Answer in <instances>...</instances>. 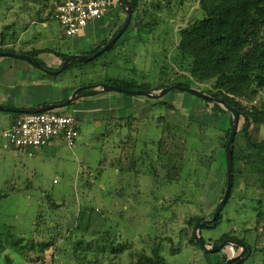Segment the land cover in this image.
Segmentation results:
<instances>
[{
  "label": "rangeland",
  "instance_id": "1",
  "mask_svg": "<svg viewBox=\"0 0 264 264\" xmlns=\"http://www.w3.org/2000/svg\"><path fill=\"white\" fill-rule=\"evenodd\" d=\"M200 1L142 0L131 25L120 38L115 49L105 52L91 63L84 62L85 64L66 69L59 75H48L32 64L12 57H0V72L4 70L2 66L5 67L2 63L28 65L31 68L30 75H33L32 80L26 84L27 86H19L20 90L18 89L17 94L21 100L23 98V101L31 95H36L35 104L37 105L45 103L49 97L57 95L59 98L60 95H65L67 88L72 87L77 89L93 86L94 90L101 93L103 91L99 89V84L105 80H120L129 84L146 86L154 92H159L160 83H175L179 76L186 73L179 63L177 46L181 32L193 25L195 21L203 19L204 12ZM51 11L52 0H0V49L12 48L16 53H35L36 50L43 49H52L56 54L63 55H74L75 52L89 53L98 44L117 33L127 18L126 11L117 6L105 24L94 28L92 40L83 39L80 41L81 46L74 48L73 40H64L58 24L50 20ZM43 23H47V28L43 27ZM39 60L52 67V70H59L63 64L62 59L55 54H41ZM48 83L51 87L45 86ZM38 84H42L41 87H38ZM191 86L203 93L212 89L210 83H193ZM254 89L258 92L254 99L246 97L240 99L242 106L250 112L255 108L264 110V90H259L257 87ZM112 93L120 94L128 100L146 99L119 92ZM162 100L173 104L176 108V111L170 110L168 113L171 124L181 126L183 129L187 128L190 122L194 125L203 124L201 128H198L199 134L201 131L199 142L203 144L202 153L207 152L208 156H213L215 153L219 156L221 146L218 139L224 138L229 125H232L231 114L220 115L212 104L207 105L183 91L168 93ZM147 102L144 108L153 112L155 117L166 115L167 109L164 108V104L151 107L150 102L153 101ZM7 107L11 108V106ZM70 108L71 106L57 112L65 113ZM132 111L129 109L128 117L122 124L120 121L105 125L102 122L101 126H96L94 122L93 124L79 122L80 138L77 145L74 148L64 144L56 146L55 148L60 150L58 155L54 149L48 148L44 157L33 159L19 155L15 159L13 152L15 149L8 145L4 137H0V194L2 195L0 230L10 231L11 229L15 232L16 227L21 233L31 234L33 231L36 242H47L51 245V248L41 255L28 250L14 253L13 248H8V244L7 253L15 260V264H84V258H90V254L93 253L106 254L109 259L104 261V264H108L113 257L112 248L116 244H127L128 249L122 253L121 264H131L136 262L142 254L152 256L151 251L156 241L165 240V238H172L174 241L173 244L164 242L163 255L169 264H207V259L219 256L216 253L206 254L201 248L189 243L194 236V227L189 226L188 221L196 216L212 218L216 204L222 199L226 189V170L222 165L219 167V163L213 162L206 177L201 173L199 182L203 184L204 180V186L189 185V182L184 179L185 173L180 182L177 180L179 183L167 187L158 186L151 178L133 172L124 174L118 186L115 171L104 169L106 164L110 163L109 158L112 161L122 158V161L132 168L136 165V158H132L133 147L127 144L121 150L122 145L119 146L121 138L115 131L121 128L122 134H128L127 138L131 135L135 139H143L144 130L149 128L150 121L147 120L145 125L139 126L138 121L135 122L133 118ZM206 113L209 117H205ZM99 116H105V114H99ZM138 118L140 119L141 116ZM240 123L243 128L244 116H241ZM93 130L96 131V135L90 134ZM158 130L156 128L150 130L152 139H160L162 134ZM250 132L256 137L257 142L264 141V126H260L259 129L251 126ZM103 134L106 135L101 138ZM128 143H131L130 140ZM241 144H245L244 139ZM110 148H112L111 153ZM123 152L124 157L120 155ZM102 160L105 163L100 165ZM20 164L22 166L19 168ZM262 164H264V157ZM99 174L104 177V181ZM90 181L93 184L91 188H88L87 184ZM27 186L29 190H26ZM260 187L256 198L260 196V193L262 194L260 206H262L263 215L258 225L256 215L251 214V209L258 204L257 201L238 202L244 192V185L239 181L235 200L229 202L230 204L223 210L224 221L216 229H203L201 234L204 240L218 241L221 235L232 230V225L229 228L227 220L230 219L228 218L230 211H234L233 207L235 208V214L232 216L233 223H235L237 212L242 218V223L239 225L240 229H237L240 233L236 236L231 235L232 238L241 240L245 235H250L252 239H257V232L245 231L255 224L258 226L259 235L264 236V185ZM14 189L15 193L10 194ZM17 189L21 191L25 189V194L18 193ZM5 194L9 197H5ZM43 194L50 195L60 202L65 199L67 202L64 209L60 212L56 211L57 213L50 212L49 207L53 203ZM158 198H160L159 201L164 200L166 210L157 208ZM90 207L100 211L105 210L109 218L108 234L103 243V249H97L92 239L85 237L82 231L85 228ZM77 216H83L82 222L78 224L79 227L81 226L79 228L81 231L74 236V244L71 247L61 241L63 236H68L71 231L76 230ZM155 216L159 219L157 220ZM43 217L46 221L41 226L38 220ZM183 233L188 238L180 242ZM252 239L249 240L250 245H253L252 256L244 263L237 262V264H264V243L256 246L257 241ZM130 250L135 258L131 259L128 255ZM176 252L178 254H175ZM93 257L94 255L91 256ZM36 258L39 260L36 261Z\"/></svg>",
  "mask_w": 264,
  "mask_h": 264
},
{
  "label": "trees",
  "instance_id": "2",
  "mask_svg": "<svg viewBox=\"0 0 264 264\" xmlns=\"http://www.w3.org/2000/svg\"><path fill=\"white\" fill-rule=\"evenodd\" d=\"M141 1L142 0H131L134 14L137 13ZM200 6L204 12L203 19L195 21L193 25L181 32L180 42L177 46L179 63L186 73L179 76L175 83H160L158 89L162 90L175 85L193 88L191 86L193 83H210L212 89L206 92V94L224 101L238 110L241 116H244L245 123L243 128H241V123H239L238 132L233 144L234 181L231 194L225 207L230 204L229 202L235 200L236 188L240 181L244 185V192H242L238 202L245 203L257 201L258 204L251 209V214L253 215L254 213L256 215L255 218L258 225L263 215L262 206H260L262 194L260 193L258 198H256V196L257 190L261 189L260 186L264 185V164H262L264 157V141L257 142L256 137L252 135L250 129L251 126H254V129H259L260 126H264V110L255 108L252 112L247 111L242 106L240 99L245 97L251 100L254 99L258 93L254 89L255 87L259 88V90H264V0H201ZM54 13L55 0H53L50 20H54ZM123 24L120 26L119 30L122 28ZM117 33H115L110 39L98 44L93 51L84 54L89 55L100 50L103 46L107 45ZM66 39L70 38L64 37V40ZM115 47L116 46L111 50L115 49ZM0 52L16 53L12 48H3L0 49ZM44 53L55 54L62 59V63L65 61L66 57L69 56L68 54H56L52 49L36 50L35 53L19 52L17 54L29 55L45 68L52 70L46 63L39 60V55ZM83 64L85 63L72 62L67 69ZM102 83L107 85H117L130 90H151L146 86L132 83L129 84L120 80H105ZM92 87L93 86H87V89L82 92V95L86 97L97 95L99 92ZM190 95L197 98L192 94ZM163 98L159 100H150L154 102L151 107L164 104V108L167 109V116L161 115L158 117L154 116V118H148L150 124H158L161 131L160 133L162 134L160 139L155 140L152 138H143L140 140L139 138H136L132 140V143H126V145L133 144L132 147L134 153L132 158H137L136 153L141 145L140 142L142 143L143 148L141 150L139 148L140 152H138L139 154L136 163L139 160L148 162V174L158 179L160 186L179 183L184 173L186 175L184 176V179L189 182L191 186H204V180L202 181L203 184L199 182L201 173L206 177L213 162L219 163V167L221 165L224 167L226 170L225 176L228 179L226 148L232 125H229L225 137L218 139V143L221 146V153L219 156L215 153H213V156H208L207 152L202 153L203 144H200L199 142L201 131L199 134L198 128H201L203 124L194 125L190 122L185 129L176 124H171L169 122L168 113L170 110L176 111V108L173 104L163 102ZM197 99L202 100L207 105L212 104L214 109L218 110L220 115H230V113L217 103L209 102L200 98ZM13 114L15 115V119L22 115L16 113ZM205 117H209L207 113L205 114ZM152 120H154V122ZM192 136H198L199 138L192 139ZM130 138L131 137L129 136L128 139ZM242 139L245 140V144H241ZM177 140L179 141L176 142ZM190 144H193V146H190ZM110 165L115 170H118L120 175L130 172L132 169V167L127 166L121 158L113 159ZM177 180H179V182H177ZM92 184L93 182L90 181V183L87 184L89 185L88 188H91ZM25 188L26 190H29V186ZM17 192L25 194V189L22 191L18 190ZM14 193L15 189L10 192V194ZM4 196L9 197L7 194ZM1 197L2 195L0 194V198ZM44 197H47L49 201H52L53 204L50 205L49 208L50 212L53 211V213L56 211L60 212L61 209H64L63 207L67 202L65 199L61 202L56 201L50 195H44ZM219 202L220 200L216 204V207ZM161 205L156 203L158 209L162 208L166 210L165 205ZM88 209L89 212L86 218L85 228L82 229L83 234L85 237L92 239L97 249H103V243H105L104 241L108 234V215L105 210L100 211L95 207H90ZM223 210L216 223L206 226L203 229L218 228L225 219ZM237 213L239 214V212ZM155 218L157 220L159 219L157 216H155ZM82 219L83 216H77L75 231H71L68 236H63L61 234L63 236V240L61 241L63 244L66 243L68 246H73L75 240L74 236H77L80 233L79 231H81L79 230L81 226L79 227L78 224L82 222ZM204 220H206V218L196 216L188 221V225L194 227L196 224L203 222ZM38 221V224L41 225L46 221V218L43 217ZM227 221L229 225L228 227L230 228L231 225H233L232 220L228 219ZM257 225L255 224L251 229H245V231L248 232L254 229L255 232H258ZM245 228L248 227L245 226ZM18 231L19 230L16 227V233L12 232L11 229L10 231L7 229L0 230V264H15V260L9 253H7L9 251L8 248H13L14 253L28 250L41 255H44L51 248V245L47 242H36L34 239L35 235L33 236L35 232L32 231L31 234H29L28 232L21 233ZM236 232L237 231H235V234L238 233ZM233 233L234 231L232 229L227 232V234L221 236L218 241H214L213 244L219 245L226 240H231L248 246L245 239L246 236L239 240L231 237ZM180 238V242H183L188 237L183 233ZM165 241L169 244L174 243L172 238L157 240L151 251L152 256L142 254V256L137 258L136 262L131 264H169L163 255ZM25 242H27V244H25ZM204 242L207 244V241L204 240ZM190 243L199 247L195 242V236L190 239ZM257 243L263 244L264 236L258 235ZM100 244H102V246ZM7 245L9 246L8 248ZM68 246H66V248H68ZM126 249H128L127 244H116L115 247L112 248L113 257H110L111 259L108 264H121V256ZM131 251L132 250L129 251L130 254L128 255L132 259L135 258V256ZM92 255H94L93 258H91ZM87 259L84 258V264H104V261L109 259V257L104 253H99L97 255L93 253L90 254V258ZM38 260L39 259L36 258V261Z\"/></svg>",
  "mask_w": 264,
  "mask_h": 264
},
{
  "label": "crops",
  "instance_id": "3",
  "mask_svg": "<svg viewBox=\"0 0 264 264\" xmlns=\"http://www.w3.org/2000/svg\"><path fill=\"white\" fill-rule=\"evenodd\" d=\"M52 5H53V0H52ZM112 14H110L108 17H110ZM108 17H106V19L103 22L96 24L93 28H91L87 33H85L80 38H77L76 40L72 39L74 48H79L81 46L80 41L83 40V39L92 40L94 38V36H93L94 28L96 26L105 24ZM43 27L47 28V23H43ZM62 37L64 38L65 36L63 35ZM53 41L55 43V40H53ZM81 53L82 52H75V54H81ZM26 63H28V62H26ZM2 64L5 65V67L2 66V69H4V70H2L0 72V105H2V106H11L13 108H35V107L45 106L47 104L50 105V104L60 103V102L65 101L67 98H69L71 96L72 92L76 89V87H72L70 89L67 88V92L65 93V95H60L59 98H57V95L53 96L52 98L49 97L45 101V103L39 104L40 106L35 104V102H37V96L36 95H31L29 98H27V100L23 101V98L21 100L17 93L20 90L19 86H27L26 84L32 80V76L33 75H30V69L31 68L28 65H26L25 63L22 64V65H19V66L15 65V64H10L9 62L8 63H2ZM5 76H7V77H5ZM37 82H39V81L37 80ZM38 85H39L38 87H41L40 85H42V84H38ZM45 86L46 87H51V85L49 83L45 84ZM98 92L99 93L97 95H94V96H89V97L88 96L87 97L84 96L81 100H79L75 104H73L70 109L65 111V113H71V114L77 115V117L79 118V122L80 123L82 122V123H86V124H93V122H94V123H96V126H101L102 122L104 123V125L108 124V123L109 124H115V122H119V121H120L121 124H122V122L124 123V119H126V117H128L127 115H128L129 109L133 110L131 113L134 116L133 118L135 119V122L138 121V123H139L138 125L139 126L145 125V122H146V120H149L148 119L149 117L150 118H154L153 112H150L148 109L144 108V105L146 106L145 103H148L147 102L148 100H146V99L145 100H136V99L135 100H133V99L132 100H128V99L124 98L123 96H121L120 94H114L112 92H101V93H100V91H98ZM150 103H154V102H150ZM22 104H25V105L22 106ZM138 106H139V108H138ZM138 113H140L138 115V116H141L140 119L137 116ZM99 114H105V116H99ZM124 114H126V116ZM117 115H118V117H117ZM16 119H15V115L13 113L0 112V137L1 136L3 137V133L6 132L11 127L12 123ZM152 121L154 122V120H152ZM118 125H117V127H118ZM89 127H90V125H89ZM146 127H147V125L145 126V128ZM148 127L149 128H146L144 130V134L145 135H143L144 136L143 138L151 139L152 137L150 135V130L154 129V128H156L158 130L159 126L156 123V125L150 124ZM115 131H116L117 135H119V138H121V141L119 142L120 143L119 146L122 145L121 150H123V148L125 146H127L126 143H128V140L131 139L130 142L132 143V140L135 139L134 136H131V135H130L131 138L128 139L126 137L128 134H126V135L122 134V129L121 128L119 129V131H117V130H115ZM95 132L96 131H94V130L90 131V134L94 135ZM105 135L104 134H103V136L101 135V138H104ZM140 144L141 145L139 146V148L141 150L143 148V145H142V143H140ZM60 145H62L61 142H54L52 145H50V146H48V147H46V148H44L42 150L37 151L33 157H28L27 155L24 156V154H21L18 151H16V152L13 151L14 152V157H15V159H17L19 157V155H22V156H24L26 158H33V159H35L36 157H44V156H46L45 151L48 148L54 149V151L58 155V154H60V150L58 148H55V147L56 146H60ZM130 145L132 146L133 144H130ZM113 148L116 149L115 145H113ZM139 148H138V150H139ZM138 150H137V153H136L137 154L136 155L137 156L136 161L138 159V154H139ZM109 152L110 153L112 152V148H110ZM102 154L104 155V152H102ZM120 155L122 157L125 156L124 152L121 153ZM109 161H110V163L106 164V167H104V169L105 170L106 169H110V170H114L115 171L116 176H117V180H118L117 185L119 186L120 178L124 174L120 175L118 170H115L114 168L111 167V165H110L111 161H112L111 158H109ZM103 163H105V162H103V160H102L100 162V165H102ZM15 164L17 166V160L15 161ZM148 165H149L148 162L139 160L136 163L135 167H133L130 170V172H133V173H135L137 175H141L142 174L145 177L151 178L154 181L155 184L160 186V183H159L158 179H156V178H154V177H152V176H150L148 174ZM21 166H22V164H20L19 168ZM24 168H23V170H24ZM99 175L101 176V180L104 181V177L101 174H99ZM170 185L173 186L174 183H171ZM189 185H190V183H189ZM167 187H168V185H167ZM160 202L163 204L164 200L159 201V199H158V203H160ZM233 209H234V211L233 210L230 211V214H229L228 218L232 219V224L235 225L234 227L232 225V229L234 231L233 234H235V231L240 233V231L237 230V229L238 228L240 229L239 225L242 223V218L237 213L236 214V218H235V223H233V217L232 216L235 214V208L233 207ZM253 230L254 229H252L251 231H253ZM257 234L259 235V232H257ZM201 236H202V234H201ZM235 236H236V234H235ZM245 239H246V242L248 243V248L249 249L244 254L243 263L252 256V251H253V245H250V243H249V240H251L252 237L249 235V236H246ZM252 240H256L257 241L256 238H254ZM213 242L214 241L209 240V241H207V244L208 245H213ZM257 244L258 243H256V246H257ZM241 252H242V250L240 248L229 247V248H227L224 251L217 252L216 254L219 255L217 258H214V259L213 258H209V259H207V264L224 263L228 258L235 257V256L241 254ZM176 254H178V253H176Z\"/></svg>",
  "mask_w": 264,
  "mask_h": 264
},
{
  "label": "built area",
  "instance_id": "4",
  "mask_svg": "<svg viewBox=\"0 0 264 264\" xmlns=\"http://www.w3.org/2000/svg\"><path fill=\"white\" fill-rule=\"evenodd\" d=\"M117 6L119 0H55L53 19L65 37L76 40L103 22ZM57 111L21 115L3 137L10 147L28 157L54 142L74 148L80 138L79 118Z\"/></svg>",
  "mask_w": 264,
  "mask_h": 264
},
{
  "label": "water",
  "instance_id": "5",
  "mask_svg": "<svg viewBox=\"0 0 264 264\" xmlns=\"http://www.w3.org/2000/svg\"><path fill=\"white\" fill-rule=\"evenodd\" d=\"M119 6L123 8L124 11H126V21L124 22L122 28L119 30V32L116 34V36L105 46H103L100 50L86 55V54H74V55H69L66 57L65 61L63 62L61 68L59 70H50L48 68H45L42 66L39 62L35 61L31 56L26 55V54H17V53H12V52H0V57H12L20 60H24L28 62L29 64H32L34 67L39 68L43 72L47 73L48 75H59L62 72H64L70 63L72 62H85L89 63L94 60H96L98 57L103 55L105 52L111 50L120 38L123 36V34L127 31L129 26L131 25L133 21V16H134V9L131 0H119ZM87 87H80L77 88L73 94L71 95L70 98L67 100L60 102V103H55V104H50L48 106H40V107H35V108H13V107H7V106H0V112H10V113H16V114H36V113H43V112H49V111H56V110H61L63 108L72 106L75 104L77 101L81 100L84 96L82 95V92L85 91ZM99 89L102 90L103 92H119L123 93L125 95H130V96H139V97H144L149 100H159L166 96L168 93H171L173 91H184L187 93H190L197 98L207 100L209 102L217 103L219 104L224 110H226L228 113L231 114L232 116V126H231V132H230V137L229 141L227 143V173H228V179H227V184H226V189L224 192V195L222 199L220 200L219 204L217 205L214 214L212 218L206 219L203 222H199L194 226V236H195V242L196 244L207 254H214L217 252H221L226 250L229 247H237L242 250L241 254L235 256V257H230L228 258L224 263H217V264H234L237 262H243L244 260V254L246 251H248V246H245L241 243L233 242L231 240H226L222 242L219 245H208L204 242L202 236H201V230L209 225H212L216 223L220 213L222 212L223 208L225 207L228 198L231 194L232 191V186H233V144L238 132L239 128V123H240V117L241 114L238 110L233 108L232 106L228 105L222 100L213 98L212 96L201 92L200 90H197L195 88H187V87H182V86H171L169 88H165L160 90L159 92H154L152 90H130L126 88L119 87L117 85H107V84H99Z\"/></svg>",
  "mask_w": 264,
  "mask_h": 264
},
{
  "label": "bare ground",
  "instance_id": "6",
  "mask_svg": "<svg viewBox=\"0 0 264 264\" xmlns=\"http://www.w3.org/2000/svg\"><path fill=\"white\" fill-rule=\"evenodd\" d=\"M249 115V114H248ZM249 133V132H248ZM210 143V142H209ZM249 143V142H248ZM252 147V146H251ZM239 155H240V153H239ZM191 158V157H190ZM195 164V163H194ZM192 168V167H191Z\"/></svg>",
  "mask_w": 264,
  "mask_h": 264
}]
</instances>
